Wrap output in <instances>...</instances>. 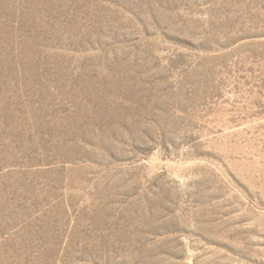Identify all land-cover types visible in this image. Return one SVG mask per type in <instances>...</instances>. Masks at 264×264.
I'll return each instance as SVG.
<instances>
[{
  "label": "rangeland",
  "instance_id": "1",
  "mask_svg": "<svg viewBox=\"0 0 264 264\" xmlns=\"http://www.w3.org/2000/svg\"><path fill=\"white\" fill-rule=\"evenodd\" d=\"M0 264H264V0H0Z\"/></svg>",
  "mask_w": 264,
  "mask_h": 264
}]
</instances>
